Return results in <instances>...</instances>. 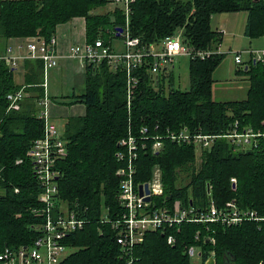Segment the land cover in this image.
Returning <instances> with one entry per match:
<instances>
[{
  "label": "trees",
  "instance_id": "1",
  "mask_svg": "<svg viewBox=\"0 0 264 264\" xmlns=\"http://www.w3.org/2000/svg\"><path fill=\"white\" fill-rule=\"evenodd\" d=\"M108 5L112 8L100 12ZM239 11L248 13L246 36L263 37L264 0H134L129 29L148 47H159L166 37L180 33L182 42L193 50L216 51L223 32L212 26L213 18ZM76 17L85 19L88 43L102 38L112 45L114 38L122 37L119 30L126 28L125 9L115 0H0V53L13 39L50 41L59 25ZM225 55L214 52L204 59L191 58V85L186 91L175 86L173 68L158 74L157 81L150 70L152 59H147L140 68L141 80L132 93L130 109L123 68H114L106 60L88 65L86 91L73 100L83 103L86 112L66 120L63 137L68 152L56 164L59 196L88 220L83 229L65 238L72 252L64 264H127L116 231L102 220L106 209L111 218L120 210L117 170L123 163L117 157L122 149L118 143L129 134L141 135L143 127L148 129L146 136H164L159 153L151 149L153 140L140 150L136 174V181L147 182L159 170L165 189V195L157 198L160 205L172 206L181 200L184 207L193 203L204 209L212 198L217 204L235 200L241 209L264 213V137L257 148L243 150L222 136L236 121L242 130L252 127L264 133V62H250L237 70L248 76L246 98L220 101L214 98V73ZM25 61L24 80L18 81V68L0 60V251L6 245H32L43 223V217L33 212L40 206L41 189L29 150L44 133L40 117L44 63ZM23 86L32 95L21 101L20 110L8 111V95ZM185 130L220 136L208 148L166 138L169 131ZM181 174L189 176L184 186L178 185ZM214 228L216 245L205 239L200 244L215 250L222 260L219 263L217 258V264H264V221ZM172 232L177 236L174 245L168 244L167 233L149 232L135 247L132 264H197L184 248L194 242L196 233L204 235L206 227L185 223L179 232Z\"/></svg>",
  "mask_w": 264,
  "mask_h": 264
},
{
  "label": "built area",
  "instance_id": "2",
  "mask_svg": "<svg viewBox=\"0 0 264 264\" xmlns=\"http://www.w3.org/2000/svg\"><path fill=\"white\" fill-rule=\"evenodd\" d=\"M134 0H115L123 5L126 13V28L119 35H122L124 48L117 51L111 44L99 38L94 43H77L69 48L65 57L74 59H85L90 65H98L106 60L114 68L122 67L127 81L128 106L130 109L132 93L140 82V68L151 58L150 70L158 81V74L162 71H169L174 67L175 58L178 56H189L191 58H206L215 53H224L219 47L218 50H193L182 42L181 34L166 37L159 47H148L141 44L139 37H133L130 33L129 22L131 4ZM224 33V30H221ZM248 67L250 62H264V48H248L245 51L234 52V59L237 64H244ZM57 50V36L53 35L50 41H43L36 37H29L20 43L15 50L7 46L0 53V60L13 68H18L21 60L39 59L44 63L45 71L58 65L59 59L64 57ZM30 94L26 86L8 95L9 110H20L21 101ZM50 100L45 92L41 100L40 117L44 122V133L42 137L35 139L29 150V156L33 162L35 178L41 192L38 196L40 206L33 208L35 214L43 217L40 227L41 234L35 239L32 245H21L17 248L5 246L0 251V264H64V260L72 252L65 238L74 231L81 230L88 222L79 210H73L59 196L56 176L59 170L56 167L58 160L64 157L67 152V142L63 137V131L53 120L50 109ZM148 129L143 127L141 135L129 134L119 143L122 147L117 154L118 159L123 163L117 170L119 177V191L117 201L120 210L109 217L108 210L104 212L102 222L111 224L116 231V240L122 250V257L127 259V264L133 263V252L135 247L142 244L149 232L162 231L167 233L168 244L174 245L177 242L176 230L180 231L181 225L185 223H197L206 227V233H196L194 242L185 245L184 252L193 262L206 264L210 258L215 259L216 252L213 249H203L200 244L202 239L214 246L217 239L215 236V225L222 227L238 226L246 222H255L258 225L264 221V213L253 209H241L235 200H229L224 204L210 198L209 204L204 209H198L193 203L184 207L181 200H175L172 206L160 205L158 197L165 195L164 184L159 170L154 172L153 178L147 182L136 181L138 172V158L141 149L149 146L153 140L151 149L153 153H159L163 147L164 136H146ZM220 135H209L202 133H167L166 138L178 142H191L198 148H208L214 138ZM227 138L237 149L248 150L259 146L260 138L264 133L252 127L241 129L239 121L231 124V127L222 135ZM22 159L17 160L21 163ZM1 171V170H0ZM233 185L237 179H231ZM149 185L150 192L144 190L140 194V185ZM18 191V189H16ZM149 196L151 200L147 201ZM201 252V255H200Z\"/></svg>",
  "mask_w": 264,
  "mask_h": 264
},
{
  "label": "crops",
  "instance_id": "3",
  "mask_svg": "<svg viewBox=\"0 0 264 264\" xmlns=\"http://www.w3.org/2000/svg\"><path fill=\"white\" fill-rule=\"evenodd\" d=\"M235 13H237V12L222 13V14H219L218 17L219 18L223 17V19H227L226 15H229V14L231 15V14H235ZM219 18H218V20H219ZM245 27H246V25H244L243 31H239V33L241 32L240 36L242 37L241 42L237 41L238 36H236V38H231L228 40L226 34L227 33L233 34L235 32V29L226 30L224 27H220V22L218 21L217 28L219 30H222V29L225 30L223 33V41H222V44L220 45V48L223 47L225 50H228V48L232 49L233 48L232 45H234L236 50H244L247 47L251 48V46L253 44L257 43L258 38H253L254 40L256 39V41H254L252 38L246 36ZM56 36H57V50L59 51V53L61 55L64 56L68 53L69 48L72 45L77 44V43H83L86 41L85 19L83 17H76L67 23L59 25L57 28ZM245 36L250 38V40L245 41V39H246ZM23 41L13 39V40L8 41L7 46H12L15 48V50H17V46L20 43H22ZM225 42H227V43L225 44ZM112 46L114 47L113 43H112ZM259 46H262L260 48H264L263 45H259ZM221 51H222V49H221ZM74 60H75L74 58H68L65 56L61 57L59 59V62H58L59 67L58 68H56L57 66L54 67L55 69H57L56 75L61 73L60 77L65 76V75L68 76V74L74 70L76 72L75 77H78L79 81L81 82V89H76V87H73L72 91H69L67 93L66 92L62 93L61 95H59L60 94L59 90H54L55 95H53V97L49 96V100H50L49 109H50L51 116L54 120L59 119L57 117V116H59L62 118V120H65V122H66V120L68 118L75 117V116H82L86 112V106L83 103L73 102V100L75 99V96L82 95L86 91L85 80H86L87 67H88L89 63L88 62L86 63L85 61L81 62L82 63L81 69L83 70V73L86 70V72L84 73V76L81 78L77 73L78 68L80 66V61L79 60L74 61ZM235 63H236L235 59H233V61L227 60V55H225V58L223 59L222 63L219 65V67L215 71V73H214L215 83H214V90H213L215 99H216V97H215V85L218 82L217 78L219 76V69L223 66V64H226L228 67V75H229V78L231 81H234L235 83L245 84V76L237 74L238 68L235 70L236 76L233 74L234 69H235ZM25 64H26V61L21 60L19 67H18V70L22 71V73L20 74L22 81L24 80ZM244 65H245V61H244ZM54 68H51L50 70H52ZM173 69H174V67H173ZM50 70L45 71V69L43 68V77H44L43 86L45 89L49 85V83H47V76H48ZM238 86H240V84ZM227 89H228L227 86H222V89L220 90V92L224 94L226 91H228ZM77 90H79V91H77ZM241 90H242L241 92H243V94H244L245 87H242ZM224 96H226V95H222V97H220L216 100H220V101L233 100V99H227V97H224Z\"/></svg>",
  "mask_w": 264,
  "mask_h": 264
},
{
  "label": "rangeland",
  "instance_id": "4",
  "mask_svg": "<svg viewBox=\"0 0 264 264\" xmlns=\"http://www.w3.org/2000/svg\"><path fill=\"white\" fill-rule=\"evenodd\" d=\"M112 8V5H108V7L105 8H101L100 12H103L105 9H110ZM219 15H216L215 18H213L212 20V26L214 28H217V24L218 21L220 22V27H224L226 30H231V29H235V32L233 34H226L228 40L231 38H236V36H238L237 41L241 42L242 41V37L240 36L241 32L239 33V31H243L244 25H246L247 23V16L248 13L246 11H239L235 14H229L226 15L227 19H223V17H218ZM219 18V20H218ZM224 30V29H222ZM225 31V30H224ZM245 41L246 40H250V38L245 36ZM252 40V39H251ZM254 40V39H253ZM256 41V39L254 40ZM253 41V42H254ZM227 42H225L226 44ZM113 45H114V49H116L117 51H121L124 48L123 42H122V38H114L113 39ZM259 45H263L264 46V37L258 38L257 39V43L253 44L251 46V48H260L262 46ZM227 47V46H226ZM232 49L225 50L223 47L221 48L222 51L224 53H226L227 55V60H231L233 61L234 59V52L237 51H245L244 50H236L235 46L232 45ZM250 48V47H249ZM243 58L245 61V58H247V56L245 55V52H243ZM80 61V66L78 68V75L82 78L84 76L83 70L82 68V63L81 62H86L87 61L85 59H75L74 61ZM189 64H190V57L189 56H178L175 58V62H174V76H175V86L183 91L189 90L190 89V75H189ZM59 67V64L57 65L56 68ZM244 67V64H236L235 63V69H234V75H235V70L238 68ZM85 68V67H84ZM60 69V68H59ZM73 69V68H72ZM57 69H52L49 71V74L47 76V83H49L48 87H46L45 92L47 93V96L49 97H53V95H55L54 90H59L61 95L62 93H67L69 91H72L73 87H76V89H81V82L79 81L78 77H75L76 72L73 70L72 72H68V76H61V73L56 75ZM22 73V71H17L16 72V78L18 81H22L20 74ZM236 76V75H235ZM218 82L215 85V97L216 99L222 97V95H226L224 97H227V99H244L247 96V91H248V87H249V80H248V76H245V84L242 83H235L234 81H231L228 75V67L226 64H223V66L219 69V76H218ZM44 80V77H43ZM240 84V86H238ZM222 86H227L228 87V91H226L224 94L220 92V90L222 89ZM242 87H245V92L243 94V92H241ZM63 91V92H62ZM79 91V90H77ZM30 95H32L31 91H28ZM59 119L54 120L55 123L57 125H59L60 129L63 131L64 130V125H65V120H62L61 117L57 116ZM30 157V156H29ZM200 163V158H197V162L195 164L196 167H198ZM180 180L178 181V185L179 186H184V184L189 182V176L187 174H181L179 176ZM181 178H184V180L181 183ZM182 185H181V184ZM218 258V262L221 263L222 260H220V256H217Z\"/></svg>",
  "mask_w": 264,
  "mask_h": 264
},
{
  "label": "water",
  "instance_id": "5",
  "mask_svg": "<svg viewBox=\"0 0 264 264\" xmlns=\"http://www.w3.org/2000/svg\"><path fill=\"white\" fill-rule=\"evenodd\" d=\"M119 31L122 32L123 29H120ZM118 34H120V33H118ZM246 68H247V67H246ZM118 146L120 147V143H118ZM55 178L58 179V176H56ZM208 189H209V193H210L211 189H210V186H209V185H208ZM144 190H146L147 193L150 192L149 185H148L147 183H146L145 185H140V194H141V195L144 194ZM146 200L149 201V200H151V198H150L149 196H147V197H146ZM191 204H192V203H191ZM200 255H201V252H200ZM206 264H215V259H214L213 257L210 258V259L207 261ZM224 264H229V262H225Z\"/></svg>",
  "mask_w": 264,
  "mask_h": 264
}]
</instances>
